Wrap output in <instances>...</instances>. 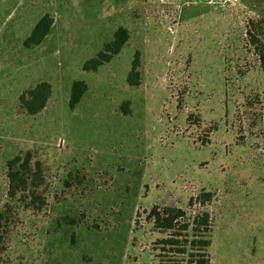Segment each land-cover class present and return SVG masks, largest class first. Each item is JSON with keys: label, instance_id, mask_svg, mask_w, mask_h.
Listing matches in <instances>:
<instances>
[{"label": "rangeland", "instance_id": "obj_1", "mask_svg": "<svg viewBox=\"0 0 264 264\" xmlns=\"http://www.w3.org/2000/svg\"><path fill=\"white\" fill-rule=\"evenodd\" d=\"M45 15L50 34L25 48ZM259 22L264 0H0V264H160L154 206L209 212L210 264H264ZM121 27L120 54L85 72ZM76 81L88 92L71 109ZM41 82L52 97L29 116L20 96ZM28 153L44 184L11 198L7 164Z\"/></svg>", "mask_w": 264, "mask_h": 264}, {"label": "trees", "instance_id": "obj_2", "mask_svg": "<svg viewBox=\"0 0 264 264\" xmlns=\"http://www.w3.org/2000/svg\"><path fill=\"white\" fill-rule=\"evenodd\" d=\"M53 24L54 20L51 16H43L35 25L31 35L25 40V48L31 49L41 45L50 34ZM255 28L257 30L259 28L260 33L253 35ZM247 35L251 46L255 48L264 80V23L251 24L247 30ZM129 39L128 30L122 27L119 28L114 34L113 40L105 45L104 50L85 63L84 71L96 72L104 64L110 63L115 56L120 54ZM139 66V54H137L128 76V83L133 87L140 84ZM87 92L88 86L85 82H74L71 89L70 108L75 109ZM52 94L51 84L48 82L38 83L20 96L21 109L29 116H37L46 109ZM259 104L262 108L264 120V92L262 101ZM125 106L127 107L128 103ZM124 112L128 115L130 110L127 109ZM33 162L30 153L24 158L17 156L8 162V195L11 198L20 193H27L31 189L35 191L44 184L42 163L36 161L33 164ZM30 195L32 202L44 201L35 192ZM200 198L211 201L212 195L203 193ZM190 205H193L192 200ZM146 215V221L151 226L152 231L165 234L163 239L154 243L155 247L160 246L159 248H161V253L157 256L160 259V264H210L208 251L213 244V219L209 212L199 213L192 223L186 220V212L177 207L154 206ZM0 218H2V214H0ZM165 253L168 254L169 260L167 261L163 260V254ZM182 257H186L188 260H181Z\"/></svg>", "mask_w": 264, "mask_h": 264}, {"label": "built area", "instance_id": "obj_3", "mask_svg": "<svg viewBox=\"0 0 264 264\" xmlns=\"http://www.w3.org/2000/svg\"><path fill=\"white\" fill-rule=\"evenodd\" d=\"M216 8H224L237 2L238 0H210Z\"/></svg>", "mask_w": 264, "mask_h": 264}]
</instances>
